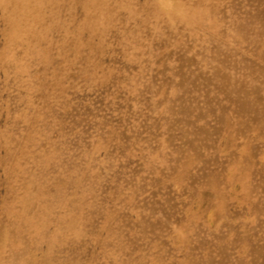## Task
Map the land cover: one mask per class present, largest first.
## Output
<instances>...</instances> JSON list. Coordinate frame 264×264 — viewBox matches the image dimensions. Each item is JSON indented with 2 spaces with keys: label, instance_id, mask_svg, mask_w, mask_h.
Listing matches in <instances>:
<instances>
[{
  "label": "rangeland",
  "instance_id": "rangeland-1",
  "mask_svg": "<svg viewBox=\"0 0 264 264\" xmlns=\"http://www.w3.org/2000/svg\"><path fill=\"white\" fill-rule=\"evenodd\" d=\"M0 264H264V0H0Z\"/></svg>",
  "mask_w": 264,
  "mask_h": 264
}]
</instances>
